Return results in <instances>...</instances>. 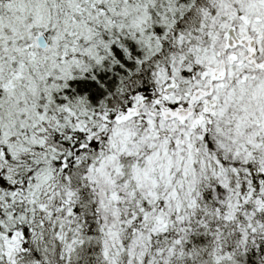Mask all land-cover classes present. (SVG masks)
I'll use <instances>...</instances> for the list:
<instances>
[{
  "label": "snow or ice",
  "instance_id": "snow-or-ice-1",
  "mask_svg": "<svg viewBox=\"0 0 264 264\" xmlns=\"http://www.w3.org/2000/svg\"><path fill=\"white\" fill-rule=\"evenodd\" d=\"M0 264H264V0H0Z\"/></svg>",
  "mask_w": 264,
  "mask_h": 264
}]
</instances>
